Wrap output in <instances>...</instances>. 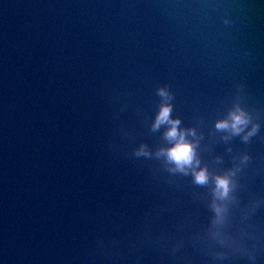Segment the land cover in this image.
Returning <instances> with one entry per match:
<instances>
[{"label": "water", "instance_id": "1", "mask_svg": "<svg viewBox=\"0 0 264 264\" xmlns=\"http://www.w3.org/2000/svg\"><path fill=\"white\" fill-rule=\"evenodd\" d=\"M0 264H264V0H0Z\"/></svg>", "mask_w": 264, "mask_h": 264}, {"label": "clouds", "instance_id": "2", "mask_svg": "<svg viewBox=\"0 0 264 264\" xmlns=\"http://www.w3.org/2000/svg\"><path fill=\"white\" fill-rule=\"evenodd\" d=\"M161 94H164V90L161 89ZM171 109L170 106L165 104L161 106L160 112L156 119L155 126L158 127L161 123H170L171 127L168 129L166 136L170 140H175L176 142L168 149L162 150L166 151L167 159L173 162L177 169L184 171L185 166H192L194 161V146L193 144L186 140L183 132H178L177 125L179 120H172L170 118ZM231 124L228 121H218V128H231L235 133H239L242 130V126L247 123V118L242 112H233L231 114ZM198 163V161H196ZM195 181L198 184H204L207 182L208 176L207 171L204 168L196 171L193 169ZM217 189L219 194L222 196L227 195L229 190L228 178L225 176H217L216 178Z\"/></svg>", "mask_w": 264, "mask_h": 264}]
</instances>
